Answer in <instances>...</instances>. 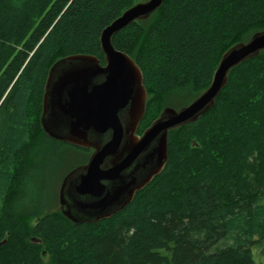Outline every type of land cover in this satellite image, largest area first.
Returning <instances> with one entry per match:
<instances>
[{"label": "trees", "instance_id": "obj_1", "mask_svg": "<svg viewBox=\"0 0 264 264\" xmlns=\"http://www.w3.org/2000/svg\"><path fill=\"white\" fill-rule=\"evenodd\" d=\"M134 3L0 0V264H256L254 248H264V50L231 70L208 112L169 131L164 170L125 208L79 224L59 207L45 211L47 143L92 150L43 130L49 69L72 54L105 64L101 33ZM261 30L264 0H164L115 34L148 90L138 133L174 91L184 90L182 106L201 94L223 54Z\"/></svg>", "mask_w": 264, "mask_h": 264}, {"label": "water", "instance_id": "obj_2", "mask_svg": "<svg viewBox=\"0 0 264 264\" xmlns=\"http://www.w3.org/2000/svg\"><path fill=\"white\" fill-rule=\"evenodd\" d=\"M163 2H136L103 29L100 41L105 64L92 54H72L49 69L40 119L43 130L56 140L93 150L60 187L59 208L75 224L109 218L132 202L136 192L164 170L169 131L208 112L231 70L264 50V30L247 42L234 44L200 95L179 108L164 107L139 134L148 100L144 74L127 52L115 47L113 37L133 22L150 17Z\"/></svg>", "mask_w": 264, "mask_h": 264}, {"label": "rangeland", "instance_id": "obj_3", "mask_svg": "<svg viewBox=\"0 0 264 264\" xmlns=\"http://www.w3.org/2000/svg\"><path fill=\"white\" fill-rule=\"evenodd\" d=\"M141 1H146V0H136V2H141ZM151 21L154 22V20ZM203 91H201V93ZM182 92H184V90H178V92L174 91L172 94L169 95V97L171 98L169 99L165 98L163 102L164 107L173 106L175 108H179L180 106H182L184 102H186V99L183 100L182 102L179 101V99H177L178 96L182 95ZM150 96L152 97L154 95H150ZM180 98H182V96H180ZM189 100H191L190 97L187 98V101ZM47 147H48L47 149L51 148L53 150V152L52 151L49 152L50 157L52 156L51 161L48 165V169L46 171L49 188L44 195L46 201L45 211L46 210L50 211V209L53 210L60 206L59 194H60V187L64 177L75 166L86 163L89 157L91 156L93 150L88 151V153H83V152L80 153L78 150L73 149L71 147H67L63 145H60L59 147L49 142L47 143ZM254 249H255L254 255H255L256 264H264V248H254Z\"/></svg>", "mask_w": 264, "mask_h": 264}]
</instances>
